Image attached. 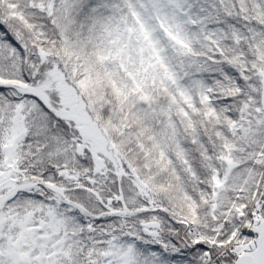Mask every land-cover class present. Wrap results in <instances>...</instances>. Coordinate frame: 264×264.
Instances as JSON below:
<instances>
[{
    "label": "snow or ice",
    "instance_id": "obj_1",
    "mask_svg": "<svg viewBox=\"0 0 264 264\" xmlns=\"http://www.w3.org/2000/svg\"><path fill=\"white\" fill-rule=\"evenodd\" d=\"M0 264H264V0H0Z\"/></svg>",
    "mask_w": 264,
    "mask_h": 264
}]
</instances>
